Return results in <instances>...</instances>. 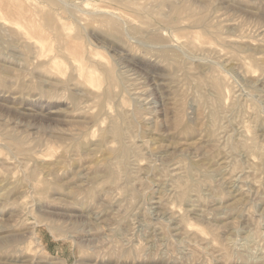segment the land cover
I'll return each mask as SVG.
<instances>
[{
    "label": "rangeland",
    "instance_id": "obj_1",
    "mask_svg": "<svg viewBox=\"0 0 264 264\" xmlns=\"http://www.w3.org/2000/svg\"><path fill=\"white\" fill-rule=\"evenodd\" d=\"M0 264H264V0H0Z\"/></svg>",
    "mask_w": 264,
    "mask_h": 264
},
{
    "label": "bare ground",
    "instance_id": "obj_2",
    "mask_svg": "<svg viewBox=\"0 0 264 264\" xmlns=\"http://www.w3.org/2000/svg\"><path fill=\"white\" fill-rule=\"evenodd\" d=\"M26 17H27V16H26ZM24 19H25L26 22L28 21V19H26L25 17H24ZM20 24H21L22 26H24L21 22H20Z\"/></svg>",
    "mask_w": 264,
    "mask_h": 264
}]
</instances>
